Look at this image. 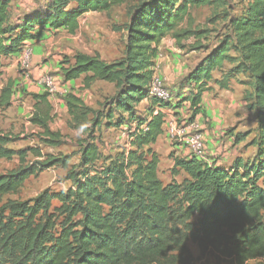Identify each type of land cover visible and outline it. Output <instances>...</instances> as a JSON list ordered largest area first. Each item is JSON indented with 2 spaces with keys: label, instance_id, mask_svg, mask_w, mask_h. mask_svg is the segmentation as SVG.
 Listing matches in <instances>:
<instances>
[{
  "label": "trees",
  "instance_id": "trees-1",
  "mask_svg": "<svg viewBox=\"0 0 264 264\" xmlns=\"http://www.w3.org/2000/svg\"><path fill=\"white\" fill-rule=\"evenodd\" d=\"M126 1L50 0L46 13L27 15L13 24L9 1L0 0V79L3 60L19 56L27 42L37 40L44 30L65 29L76 35L85 14L109 12ZM227 1H140L128 10L123 59L107 63L100 56L77 53L65 62L64 83L84 77L86 87L99 80L115 85L117 91L105 115L73 93L64 97L73 120L88 121L92 116L91 128L82 127L90 139L79 141L78 166L69 169L68 156L44 158L37 148H9L20 137L0 131V159L17 157L20 162L18 169L0 175V264H198L189 241L197 245L202 258L212 255L216 264H264V185L260 184L264 179V0H246L242 12L235 15L228 14ZM215 5L227 7L228 33L181 81V88L189 93L176 102L151 96L153 68L163 39L171 34L178 44L192 36L201 40L203 31L179 26L191 7ZM226 61L232 69L214 81L213 72ZM236 74L246 75L252 88L247 99L256 113L258 134L251 146L257 148V156L253 162L236 158L229 168L193 155L175 157L173 177L181 171L187 177L165 186L153 149L164 133L162 109L187 103L192 112L189 124H201L197 116L202 113L204 94L211 90L209 84L214 81L228 90ZM41 88L46 93L32 95L34 112L29 121L41 130L39 142L56 148L63 144V136L51 129L55 116L50 94ZM11 98L9 82L1 91L0 106H10ZM145 100L148 115L142 119L136 109ZM115 112L119 122L127 113V123L135 125L130 149L90 175L83 170L99 159L93 137L104 119L112 124ZM30 154L44 159L29 163ZM56 166L69 169L67 178L74 187L67 193L53 195L47 189L32 200L3 202L6 196L18 194L31 176ZM54 200L60 207L53 208Z\"/></svg>",
  "mask_w": 264,
  "mask_h": 264
},
{
  "label": "rangeland",
  "instance_id": "rangeland-1",
  "mask_svg": "<svg viewBox=\"0 0 264 264\" xmlns=\"http://www.w3.org/2000/svg\"><path fill=\"white\" fill-rule=\"evenodd\" d=\"M10 3V22L17 24L27 15H33L41 12L46 13L49 9L50 0H7ZM143 0H127L122 5L114 6L109 12H89L79 20V31L76 35H71L65 29L51 30L46 29L41 33L39 44H29L24 48L19 56L9 57L3 60V75L0 79V95L3 88L9 82L12 83V98L11 104L7 108L0 106V131L14 136H19L20 139L8 145L14 150H25L33 147L37 148L44 155L70 158L69 169L73 166H78L81 159V147L79 141L90 139V136L82 131V127L91 128L89 116L88 121L73 120L68 108L64 102L63 94L50 97L49 101L53 107L54 120L51 123V129L55 132H60L63 136V144L56 148L45 147L37 138L41 130L33 126L29 119L34 112V101L32 95L36 93H46L41 88L40 80L43 78H53L69 93L70 89L64 83L61 70L68 67L66 61L72 60L77 53H86L90 56H100L107 63L119 61L125 56V45L127 36V27L130 22L128 10L130 7L137 5ZM230 5L229 13L233 11V15L240 14L246 5V0H228ZM227 7L223 5L191 7L189 17L180 24L179 29L190 28L192 31H203L204 38L199 40L195 36L184 39L181 43H177L171 34H168L161 42L162 57L170 60L173 64L182 66V73L175 75L172 81L166 79L164 87L172 96V101L176 102L178 96L187 95L189 89L181 88V81L187 75V72L192 71L201 60L220 43L227 35ZM233 9V10H232ZM199 41V42H198ZM161 46V45H160ZM38 52V61H32L33 55ZM26 53V55H24ZM160 55V54H159ZM26 56V58H24ZM230 56L235 57L234 51L230 52ZM159 57V56H158ZM32 58V60H31ZM232 63L226 61L222 68L214 71L216 78L221 79L224 72L228 71ZM161 69L159 70V72ZM154 76L159 77V73ZM84 77L77 80L75 91L87 101L89 108L96 111H102L104 115L111 107V101L116 95V87L103 81H94L90 87H86L83 81ZM214 83H210L209 86ZM231 90L228 92L213 94L214 88L206 92V97L210 101L216 99V109L220 110V114L224 111L227 115V120L224 126L218 130V136L226 138V142L218 150L214 156L211 155L208 141L204 137L205 127L210 124L208 121H200V133L204 138L205 145V161L227 160L233 157L241 156L243 162H253L257 156V148L251 146V142L258 134V126L256 121V113L249 108L250 102L247 99L251 89L247 83L244 74H238L232 82H230ZM215 86V85H214ZM218 87V86H217ZM219 91L221 90L218 87ZM72 91V89H71ZM214 91V92H212ZM211 94H207L210 93ZM212 95V96H211ZM213 98H211V97ZM212 99V100H211ZM108 102L107 104H105ZM146 102V100H145ZM106 105V107H104ZM145 103L138 105L137 117H144L148 113L144 109ZM184 107V106H183ZM223 109V111H222ZM166 111V110H165ZM185 117L181 114V126H177L179 130L175 135L176 139L182 140L181 144L186 145L185 149L190 151L187 145L188 137H192L197 133H184L183 130L188 127L191 121L192 112L189 104L184 109ZM141 115V116H140ZM119 114L115 112L114 118L109 123L104 119L102 126L96 131L93 139L99 149V159L96 164L87 168L90 175L96 174L104 167L109 165L111 160L121 158L130 149V133L135 129V125L130 126L127 123L128 114L124 113L125 120L119 122ZM207 122V123H206ZM121 123H123L121 125ZM119 125V126H116ZM224 127V128H223ZM177 128V129H178ZM195 130V129H190ZM232 134H240L244 139L240 144V149L236 147L234 142H229L227 136ZM175 141V140H174ZM154 147V146H153ZM238 153V155H236ZM174 154V153H172ZM170 155V154H169ZM161 156L159 166V177L166 186L176 180L182 183L187 177L182 171L179 175L173 177L172 170L175 166L174 155ZM224 155V156H223ZM214 157V158H213ZM227 157V158H226ZM44 158H36L32 154L29 155L28 162L33 163ZM214 159V160H213ZM229 159V161H230ZM231 162V161H230ZM20 166L17 157L12 160L0 159V175L6 174L12 170L18 169ZM69 169H64L61 166L52 167L31 176L23 185L18 194H11L4 198L7 200L28 201L35 199L45 190H49L53 195L59 193H67L70 188L74 187L71 180L67 178ZM264 185V179L260 182ZM60 207L58 200L53 201V208ZM196 217L193 221H196ZM61 221V219L59 220ZM188 246L196 258H199L198 264H216V260L212 255L200 256L199 248L195 243L189 241ZM259 261H251L248 264H258Z\"/></svg>",
  "mask_w": 264,
  "mask_h": 264
},
{
  "label": "crops",
  "instance_id": "crops-1",
  "mask_svg": "<svg viewBox=\"0 0 264 264\" xmlns=\"http://www.w3.org/2000/svg\"><path fill=\"white\" fill-rule=\"evenodd\" d=\"M39 30L40 29H38V31ZM40 39H41V36L35 41L27 42L26 45L27 46L29 44L37 45V44H39ZM162 45L163 44H161V46L159 48L160 52L162 51ZM12 57H14V56H12ZM38 59H39V55L37 52L35 55H33L32 61H38ZM232 67H233V65H231L230 69H232ZM160 69H161V71L159 72ZM230 69L228 71H230ZM153 71H154V74L159 73V77H162L163 79H166L168 81H172L176 77L175 75L181 74L180 76L182 77L184 74V73H182L183 69H182L181 65H179V64L175 65V64L171 63L170 60L164 59L162 57L161 53L155 61V66L153 68ZM228 71L224 72V74L227 73ZM189 72H187V74ZM223 75H222V77H223ZM236 76H237V74L233 77V79H235ZM213 78H214V81L218 80V78L215 77L214 72H213ZM233 79L231 80V82L233 81ZM246 80H247L249 87L251 88V86L249 84V78L247 76H246ZM214 81L212 83H214V85H215ZM66 84H67L66 86L69 87V89H70L69 93L75 94L76 96L81 98L87 106H89V107L91 106V105L87 104V101L80 95V93H78L77 91L74 90V88H76L77 81L69 82ZM214 85L213 86L211 85V87H212V90L214 88V91H216L215 93H213L215 96L217 93H220V95H221L222 91L224 93L228 92L232 88L230 85L228 90H221V92H220L217 85H215V86ZM71 89H72V91H71ZM214 91H212V92H214ZM250 92H252V89ZM207 94H211V92L207 93ZM206 96H208V95H206V93H205L203 96L202 113L199 116H197V120H200V121H204V120L208 121V119L210 120V124L205 127L206 129H205V132L203 135L208 141V147H209L211 155L214 156L216 154V152H218V150L215 148L223 146L224 142H226V138L218 136V130L221 129L222 126H224L228 117H227V115H225L223 109H222L223 112L221 114H220V110L216 109L217 106H215V105L217 102H216V99H213L211 97L212 95L210 96L213 99V100L211 99L212 101H210L209 97H206ZM144 103H145V105L147 104V102H144ZM186 105H187V103H185L183 105L184 107L183 106H178V107L172 106V107L167 108V109H162V112L165 113L164 126H163L164 133L158 139L157 143L153 147L155 152L158 154L160 160H161V156H168L169 154L170 155L175 154L174 158L175 157L188 158L189 156H191V153H189V150H187V148L185 149L186 145L181 144L182 140L175 138L176 137L175 135L177 134V131L179 130L178 127L181 126L180 122L182 121V120H180V117L176 118V116L177 115L179 116V114H181L183 117H185L186 114L184 112V109H185ZM227 137L230 138L229 142H234L236 144V147H238L240 149V144L244 140L240 134H235L234 136L232 134H230ZM172 153H174V154H172ZM236 155H238V153ZM236 158L241 159L242 157L237 156V157H233L231 159L229 158L231 162L229 161V159H227V160L223 159L222 162H220V160H217L216 165L219 167L229 168L233 165ZM207 162L212 164L213 161L211 160V161H207ZM159 166H160V163H159Z\"/></svg>",
  "mask_w": 264,
  "mask_h": 264
},
{
  "label": "built area",
  "instance_id": "built-area-1",
  "mask_svg": "<svg viewBox=\"0 0 264 264\" xmlns=\"http://www.w3.org/2000/svg\"><path fill=\"white\" fill-rule=\"evenodd\" d=\"M26 55V53L24 54ZM26 58V56L24 57ZM39 83L45 87L46 91L50 94V97L56 96L58 94L67 95V90H65L60 83H58L53 78H43L39 81ZM150 95L154 96L158 99L169 101L172 99L171 94L169 91L164 87V81L161 77L153 76V79L150 83ZM189 126L186 127L183 132H190V133H197L192 137H188L187 145L190 147L191 155L198 157L199 159H204L205 157V145H204V138L200 133V123L192 122L188 124ZM195 130H190V129Z\"/></svg>",
  "mask_w": 264,
  "mask_h": 264
}]
</instances>
